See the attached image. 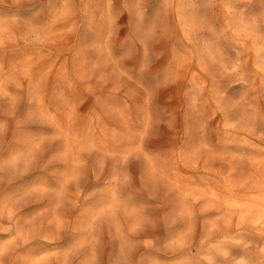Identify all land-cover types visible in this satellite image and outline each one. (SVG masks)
Segmentation results:
<instances>
[{
    "label": "rangeland",
    "instance_id": "1",
    "mask_svg": "<svg viewBox=\"0 0 264 264\" xmlns=\"http://www.w3.org/2000/svg\"><path fill=\"white\" fill-rule=\"evenodd\" d=\"M255 10L0 0V264H264Z\"/></svg>",
    "mask_w": 264,
    "mask_h": 264
},
{
    "label": "clouds",
    "instance_id": "2",
    "mask_svg": "<svg viewBox=\"0 0 264 264\" xmlns=\"http://www.w3.org/2000/svg\"><path fill=\"white\" fill-rule=\"evenodd\" d=\"M232 3L239 7L241 11H245L250 5H255V14L249 20L250 26H255V22L258 20L261 25H264V0H232ZM259 52H264V38L261 39L259 50L257 51V60L254 62L253 67L257 69V74L260 76L261 84L264 85V58L259 57ZM242 53L238 52L236 54L235 64L240 67V56ZM241 75H243V70L241 69ZM247 83V81H243ZM233 81L228 83V87L233 86Z\"/></svg>",
    "mask_w": 264,
    "mask_h": 264
},
{
    "label": "bare ground",
    "instance_id": "3",
    "mask_svg": "<svg viewBox=\"0 0 264 264\" xmlns=\"http://www.w3.org/2000/svg\"><path fill=\"white\" fill-rule=\"evenodd\" d=\"M227 123H228V122H227ZM217 125H218V124H217ZM234 125H235V124H234ZM219 126H220V125H219ZM223 126H224V125H223ZM225 126H226V125H225ZM233 127H234V126H233ZM243 128H244V127H243ZM227 129H228V128H227ZM233 129H234V128H233ZM233 129H232V130H233ZM235 131H236V130H235ZM238 131H239V130H238ZM232 132H233V131H232ZM236 132H237V131H236ZM245 132H246V131H245ZM221 133H222V132H221ZM227 133H228V132H227ZM240 134H241V133H240ZM247 135H248V137H249V134H247ZM250 136H251V135H250ZM244 137H245V136H244ZM246 138H247V137H246ZM263 139H264V138H263ZM245 140H246V139H245ZM200 163H201V162H200ZM256 163H257V162H256ZM198 165H199V164H198ZM222 165H223V164H222ZM222 165H221V167H223ZM224 165H225V164H224ZM253 165H255V164H253ZM257 165H258V163H257ZM227 166H228V165H227ZM258 166H259V165H258ZM261 166H262V165H261ZM204 167H205V165H204ZM221 167H220V169H221ZM252 167H253V166H252ZM256 167H257V166H256ZM207 168H208V167H207ZM207 168H205V169H207ZM214 168H215V167H214ZM218 168H219V167H218ZM198 169H199V168H198ZM223 169H225V168L223 167ZM259 169H260V168H259ZM207 170L209 171V169H207ZM216 170H217V169H216ZM226 170H228V169H226ZM211 171H212V170H211ZM217 171H218V170H217ZM217 171H216V173H217ZM230 171H231V169H230ZM254 171H255V170H254ZM205 172H206V171H205ZM209 172H210V171H209ZM213 172L215 173V171H213ZM233 172H234V171H233ZM241 172H242V171H241ZM261 172H262V171H261ZM261 172H260V173H261ZM224 173H225V172H224ZM239 173H240V172H239ZM244 173H245V172H244ZM244 173H243V174H244ZM248 173H249V172H248ZM256 173H257V171H256ZM260 173H259V174H260ZM207 174H208V175H211V174H209L208 172H207ZM225 174H227V173H225ZM230 174H231V173H230ZM232 174H233V173H232ZM232 174H231V176H232ZM235 174H236V172H235ZM246 174H247V172H246ZM246 174H245V175H246ZM254 174H255V173H254ZM257 174H258V173H257ZM240 175H241V174H240ZM245 175H244V176H245ZM250 175H251V174H250ZM252 175H253V174H252ZM252 175H251V176H252ZM225 176H226V175H225ZM225 176H224V177H225ZM237 176H238V175H236V177H237ZM209 177H210V176H209ZM214 177H215V176H214ZM233 177H234V175H233ZM236 177H235V178H236ZM240 177H241V176H240ZM256 177H257V176H256ZM256 177H255V178H256ZM259 177H260V175H259ZM259 177H258V179H259ZM210 178H211V177H210ZM226 178H228V177L226 176ZM238 178H239V177H238ZM246 178H247V177H246ZM236 179H237V178H236ZM242 179H243V178H242ZM248 179H250V178H248ZM261 179H262V182L264 183V177H262ZM209 180L211 181V179H209ZM230 180H232V178H231ZM230 180H229V182H230ZM238 180H240V179H238ZM243 180H244V179H243ZM243 180H242V181H243ZM250 180H251V179H250ZM254 180H255V179H254ZM213 181H216V180H213ZM232 181L234 182V179H233ZM257 181H258V180H257ZM203 182H205V181H203ZM227 182H228V181H227ZM235 182H236V180H235ZM253 182L255 183V181H253ZM208 183H209V182H208ZM210 183H211V182H210ZM214 183H215V182H214ZM220 183H221V182H220ZM238 183H239V182H238ZM248 183H249V182H248ZM260 183H261V182H259V184H260ZM215 184H216V183H215ZM240 184H241V182H240ZM242 184H244V183H242ZM256 184H258V183H256ZM259 184H258V186H257L258 188H260V187H259V186H260ZM210 185H211V184H210ZM210 185H209V186H210ZM221 185H222V184H221ZM246 185H247V184H246ZM250 185H251V184H250ZM261 185H262V183H261ZM212 186H215V185H212ZM231 186H232V184H231ZM234 186H235V185H234ZM237 186H238V185H237ZM237 186H236V187H237ZM241 186H242V185H241ZM207 187H208V186H207ZM220 187H221V186H220ZM236 187H234V188H236ZM242 187H243V186H242ZM198 188H199V187H198ZM208 188H209V187H208ZM213 188H214V187H213ZM231 188H232V187H231ZM248 188H249V186H248ZM253 188H254V187H253ZM219 189H220V188H219ZM222 189H223V188H222ZM244 189H245V187H244ZM199 190H200V189H199ZM204 190H205V189H204ZM249 190H250V189H249ZM249 190H248V191H249ZM253 190H254V189H253ZM259 190H261V189H259ZM206 191H207V190H206ZM206 191H205V192H206ZM208 191H209V190H208ZM226 191H227V189H226ZM254 191H255V190H254ZM263 191H264V189H263ZM212 192H213V191H212ZM251 192H252V191H251ZM257 192H259V191L257 190ZM210 193H211V191H210ZM218 193H219V192H218ZM218 193H217V194H218ZM226 193H227V192H226ZM222 194H223V193H222ZM227 194H228V193H227ZM234 194H236V192H234ZM245 194H246V191H245ZM256 194H257V193H256ZM259 194H260V192H259ZM209 195H210V194H209ZM238 195H239V193H238ZM246 195H248V192H247ZM216 196H217V195H216ZM220 196H221V195H220ZM242 196H243V195H242ZM242 196H241V197H242ZM249 196H250V195H249ZM259 196H260V195H259ZM261 196H262V195H261ZM228 197H229V196H228ZM241 197H240V198H241ZM243 197H244V196H243ZM220 198H221V197H220ZM220 198H219V199H220ZM225 198H226V197H225ZM240 198H239V197H234V198L231 199V201H229L230 197H229V199H227V198H226V199H227L228 202H230L231 204H233V205H238V207H239V206H242V207L245 206V207H247V210H248V208H251L250 210H253V209L256 210V208H257V209H260V208L263 209V208H264V203H260V202L258 203L259 199L261 200V198H259V199H255V200H254V203H253V201H252V202H250V201L248 202V200H247V202H246V200H245L244 198H241V199H240ZM249 198H250V197H249ZM257 198H258V197H257ZM262 198H263V196H262ZM242 199H244V201H243ZM253 199H254V198H253ZM222 200H223V198H222ZM249 200H250V199H249ZM256 200H258V201L255 202ZM263 200H264V199H262L261 201H263ZM223 202H225V200H224ZM226 205H227V204H226ZM229 205H230V204H229ZM250 210H249V211H250ZM230 212H231V211H230ZM245 212H246V211H245ZM252 213H253V212H252ZM250 215H251V214H250ZM251 224H252V223H251Z\"/></svg>",
    "mask_w": 264,
    "mask_h": 264
}]
</instances>
